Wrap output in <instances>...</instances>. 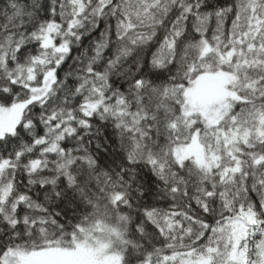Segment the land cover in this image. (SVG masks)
<instances>
[{"label":"snow or ice","instance_id":"obj_1","mask_svg":"<svg viewBox=\"0 0 264 264\" xmlns=\"http://www.w3.org/2000/svg\"><path fill=\"white\" fill-rule=\"evenodd\" d=\"M0 264H264V0H0Z\"/></svg>","mask_w":264,"mask_h":264}]
</instances>
